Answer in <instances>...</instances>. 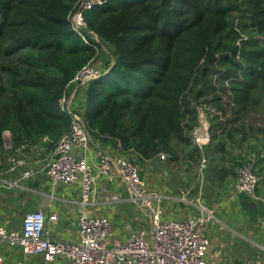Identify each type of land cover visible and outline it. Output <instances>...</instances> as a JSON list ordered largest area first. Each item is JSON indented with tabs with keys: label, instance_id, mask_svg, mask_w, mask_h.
Segmentation results:
<instances>
[{
	"label": "trees",
	"instance_id": "16d2710c",
	"mask_svg": "<svg viewBox=\"0 0 264 264\" xmlns=\"http://www.w3.org/2000/svg\"><path fill=\"white\" fill-rule=\"evenodd\" d=\"M83 1L0 0V146L8 131L13 150L54 148L72 122L61 104L70 81L102 58L100 76L77 86L81 111H71L92 143L137 166L161 153L175 161L177 146H191L194 165L202 157L193 140L202 109L211 123L208 165L236 181L254 157L258 197L264 117L249 118L264 99V0H106L83 11L79 34L71 16ZM237 198L251 221L264 218V199Z\"/></svg>",
	"mask_w": 264,
	"mask_h": 264
},
{
	"label": "built area",
	"instance_id": "2783aa9c",
	"mask_svg": "<svg viewBox=\"0 0 264 264\" xmlns=\"http://www.w3.org/2000/svg\"><path fill=\"white\" fill-rule=\"evenodd\" d=\"M94 4L100 3L97 0H84L71 16L73 29L79 34L86 30L83 11ZM99 76L98 69L87 65L76 73L70 85L84 84ZM68 113L72 116L70 130L56 143L45 173L52 187L80 185L83 210L78 220L77 241L61 242L47 238L44 214L33 211L23 217L20 231L8 232L0 227V246L18 247L25 259L40 255L42 261L37 264H53L59 258L65 264H219L210 256L212 243L205 234L206 225L215 218L214 208L201 204L200 193L196 200L199 210L196 216L163 220L161 202L164 197L148 189L141 177L139 166L125 156H113L105 152L100 154L96 165L90 164L88 155L93 143L87 126L70 109ZM193 139L202 153L200 168L196 174L197 181H202L207 170L204 149L209 141H198L194 135ZM7 149H11V146ZM8 161L14 167L23 164L13 158ZM255 166L256 159L250 157L240 167L233 185L234 196L246 194L253 200L258 199L256 189L259 177L255 174ZM113 172L126 184L132 199L141 200L142 206L149 212L153 226L152 237L145 230H139L126 242L112 244L113 230L110 220L85 213L84 208L94 192L97 180L101 177L110 178ZM31 175V171L23 173L24 178ZM183 201L186 202L184 199ZM58 219V216L51 217L53 221ZM2 263L0 256V264Z\"/></svg>",
	"mask_w": 264,
	"mask_h": 264
},
{
	"label": "crops",
	"instance_id": "0c3cea01",
	"mask_svg": "<svg viewBox=\"0 0 264 264\" xmlns=\"http://www.w3.org/2000/svg\"><path fill=\"white\" fill-rule=\"evenodd\" d=\"M3 139L4 148L11 146V152L7 156L5 165L0 169V227L8 232L20 231L23 217L26 214L33 211H41L45 216L44 227L47 238L61 242L77 241L79 230L78 220L83 210L81 206V188L79 184L52 187L45 173V168L53 156L54 148L45 147L39 143L32 146H21L13 150L11 133L8 131L4 132ZM102 152L113 156L120 155L108 146L105 147L96 142L91 146L88 155L89 163L96 165ZM9 158L21 161L23 164L14 167V164L8 161ZM25 171H31L32 175L29 178H24L23 173ZM149 190L157 192L164 197L161 202L163 220L186 218L196 216L199 213L196 206L198 205L196 204L198 197L195 198L194 203L185 200V203L191 207L187 210L175 203L177 199L170 195L169 188H164L163 191ZM199 190L201 196L202 187ZM199 193L197 196H199ZM231 193L234 199V207L236 210L239 209L241 211L237 195L234 197L233 188ZM183 194L185 195V193ZM169 201L174 202L177 208L174 206L172 210L169 209L170 205L166 206ZM201 201V204L204 205L205 200L201 198ZM204 206L214 208V212L218 215V217L215 216V219L223 226L226 223H232L229 221L231 219L224 216V213L227 215L228 212L227 203H220L215 206ZM166 207L168 208L166 209ZM84 211L89 216H101L110 220L113 230L112 244L126 242L139 230H145L148 236L152 237L153 226L149 212L141 208L136 200L132 199L128 187L122 182L116 172H113L110 178L101 177L97 180L94 185V192ZM52 216H58L59 219L53 221L51 220ZM235 223L237 224V222ZM235 223L233 224L236 225ZM209 238L212 243L210 256L216 259L219 264H249V260L245 263L234 258L231 261L225 262V252L231 243L229 242L228 244L226 239L218 237L216 233L210 235ZM0 256L3 259L2 264H37L42 261L40 255L30 256L25 259L22 251L18 247H9L6 245L0 246ZM53 264L65 263L62 258H59ZM255 264L257 263L255 262Z\"/></svg>",
	"mask_w": 264,
	"mask_h": 264
},
{
	"label": "rangeland",
	"instance_id": "374dc122",
	"mask_svg": "<svg viewBox=\"0 0 264 264\" xmlns=\"http://www.w3.org/2000/svg\"><path fill=\"white\" fill-rule=\"evenodd\" d=\"M235 16L239 15L236 14ZM239 20L240 19H237L236 17L235 26L240 22ZM92 37L97 42H99L96 36L93 35ZM260 41L264 45V38H261ZM110 49L111 48L108 46L102 47L103 52L106 54L109 53ZM104 63L105 60L99 58L96 63L92 64L91 66H94L96 69L101 71L105 68ZM77 86L78 85L71 84V92L69 96H65L64 102H61V104L64 106L68 105L70 111H81L80 106L82 104V100H80V95H77L78 93H76L78 90ZM260 94L264 97V89L260 91ZM259 107H261V109L257 111L258 114H253V116L249 118V122H254V118L259 119L258 121L261 122L260 120L262 116L264 117V99H262V103L259 105ZM77 116L81 118L79 115ZM255 123L258 122L255 121ZM4 147V145L0 146V169H2L3 165H5L7 156L11 152L10 149ZM177 147L178 159L175 161L171 160L169 155L161 153L156 158L147 161L142 165L138 164L141 177L146 181L148 188L156 191H163L164 188H169L170 195L177 199L175 203L187 210H189L191 207L184 201H181V199L183 198L184 200H189L194 203L195 198L198 197L197 195L200 191V187H202L201 198L202 200H205L204 205L215 206L220 203H227V215L229 214V216H227L225 213L224 216L226 218L228 217V219H231L229 221L232 223H226V225L223 226L214 218L206 225V236L209 237L210 235H214L216 233L218 237L226 239L228 244L229 242L231 243L230 246L228 245V248L225 252V262L229 260L231 261V259L234 258L235 260L245 263L249 260V264H255V262L257 264H264V218L253 222L250 220L249 216L243 215L239 209L236 210L234 207L235 204L233 202L234 199L231 195V190L235 183V179L231 178L230 176L221 178V174L214 173L217 170L220 172L221 168H219L220 165L217 167L215 163L210 162L211 160L209 161V165L207 161V170L205 171L203 180L197 181L195 179V173L197 174L199 171L201 158L197 161V163L191 165L188 162V153L192 147H184L182 145ZM227 147L228 150H234V148L231 146L229 147V144ZM209 150L211 149H207L209 157L211 156L213 159V153L211 154ZM123 156L127 157L126 155ZM223 164V169L228 170L230 168L228 161L225 160ZM183 193H185L184 196ZM258 197L260 199H264L263 185L259 186ZM175 203L169 201L166 206L170 205L169 209L172 210V208L175 206ZM167 208L168 207H166V209ZM175 208L177 207L175 206ZM215 216L218 217L216 213ZM235 222H237V224Z\"/></svg>",
	"mask_w": 264,
	"mask_h": 264
},
{
	"label": "water",
	"instance_id": "95a60500",
	"mask_svg": "<svg viewBox=\"0 0 264 264\" xmlns=\"http://www.w3.org/2000/svg\"><path fill=\"white\" fill-rule=\"evenodd\" d=\"M100 4L105 2L106 0H97ZM210 129L211 123L208 119L207 112L205 110H200L198 114V127L194 129V137L197 138L198 141H210ZM137 204L145 209L142 206L141 200H136Z\"/></svg>",
	"mask_w": 264,
	"mask_h": 264
}]
</instances>
